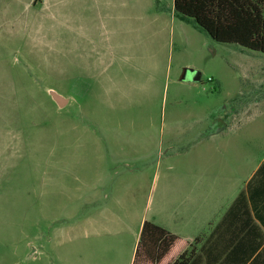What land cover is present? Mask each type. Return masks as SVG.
Here are the masks:
<instances>
[{"label":"rangeland","instance_id":"374dc122","mask_svg":"<svg viewBox=\"0 0 264 264\" xmlns=\"http://www.w3.org/2000/svg\"><path fill=\"white\" fill-rule=\"evenodd\" d=\"M111 14L103 30L95 0H0V264H125L133 239L118 223L137 230L169 186L198 179L218 116L246 147L243 174L264 160V54L192 20L164 43H120L104 37ZM185 68L200 80L181 81Z\"/></svg>","mask_w":264,"mask_h":264},{"label":"crops","instance_id":"0c3cea01","mask_svg":"<svg viewBox=\"0 0 264 264\" xmlns=\"http://www.w3.org/2000/svg\"><path fill=\"white\" fill-rule=\"evenodd\" d=\"M157 3L154 5L151 0H95L103 30L109 24L107 17L115 18L111 13L118 11L120 15V23L110 27V32L108 28L104 37L115 36L120 43H164L168 27L187 21L176 16L173 1L168 5H161V0ZM26 5L29 7L30 2ZM71 33L85 35L91 42L97 37L90 27L85 30L72 25ZM140 57L143 60V56ZM153 67L157 68L154 63ZM221 120V116L211 120L210 131L199 138L203 163L199 164L198 179L183 181L177 189L169 186L165 195L158 199L152 219L141 216L137 230L127 223H118L117 227L122 228L120 232L128 229L133 239L131 248L125 247L130 252L125 264H173L192 248L194 256L188 264H264V160L243 174L248 163L246 147L240 148L239 135L229 131V126ZM240 150L246 164L241 167L232 163ZM94 200L89 192L87 204H94ZM90 214L87 220L96 223V216ZM98 214V219L108 220L101 217V212ZM127 218L137 217L123 214L119 219ZM144 222L179 238L173 249L159 254V260L152 253L149 261L143 249L139 250L136 259ZM155 251H158L157 245Z\"/></svg>","mask_w":264,"mask_h":264},{"label":"trees","instance_id":"16d2710c","mask_svg":"<svg viewBox=\"0 0 264 264\" xmlns=\"http://www.w3.org/2000/svg\"><path fill=\"white\" fill-rule=\"evenodd\" d=\"M173 5L179 19L192 20L213 41L264 54V0H173ZM178 241V237L144 222L136 259L139 250L143 249L149 261L152 253L159 260V254L168 253ZM156 245L158 251H155ZM193 256L192 248L189 253H182L173 264H188Z\"/></svg>","mask_w":264,"mask_h":264},{"label":"water","instance_id":"95a60500","mask_svg":"<svg viewBox=\"0 0 264 264\" xmlns=\"http://www.w3.org/2000/svg\"><path fill=\"white\" fill-rule=\"evenodd\" d=\"M187 73H193V77L191 79L192 82H198L200 80V73L195 72L193 69L185 68L183 70V75L180 78L181 81L185 80ZM49 95L51 96L54 103L60 108H64L69 102L68 99L64 98L63 96H61L56 92L51 91Z\"/></svg>","mask_w":264,"mask_h":264}]
</instances>
